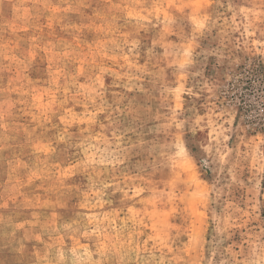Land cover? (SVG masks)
Here are the masks:
<instances>
[{
	"label": "rangeland",
	"instance_id": "rangeland-1",
	"mask_svg": "<svg viewBox=\"0 0 264 264\" xmlns=\"http://www.w3.org/2000/svg\"><path fill=\"white\" fill-rule=\"evenodd\" d=\"M0 264H264V0H0Z\"/></svg>",
	"mask_w": 264,
	"mask_h": 264
}]
</instances>
